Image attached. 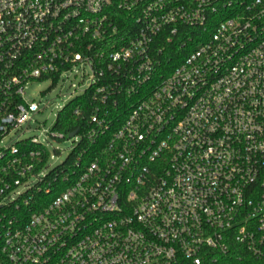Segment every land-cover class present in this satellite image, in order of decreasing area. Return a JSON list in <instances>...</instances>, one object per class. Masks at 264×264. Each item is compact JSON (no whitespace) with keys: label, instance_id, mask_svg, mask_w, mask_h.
I'll return each instance as SVG.
<instances>
[{"label":"built area","instance_id":"1","mask_svg":"<svg viewBox=\"0 0 264 264\" xmlns=\"http://www.w3.org/2000/svg\"><path fill=\"white\" fill-rule=\"evenodd\" d=\"M79 70L94 146L50 174L5 139ZM0 264H264V0H0Z\"/></svg>","mask_w":264,"mask_h":264},{"label":"rangeland","instance_id":"2","mask_svg":"<svg viewBox=\"0 0 264 264\" xmlns=\"http://www.w3.org/2000/svg\"><path fill=\"white\" fill-rule=\"evenodd\" d=\"M63 78L56 84H53L50 79H37L28 84L26 88L28 98L39 104L42 110L33 116L27 129L12 132L5 139V142H9L17 137H36L47 148L48 169L61 163L74 144V139L67 135L63 139L50 135L51 132L57 135L53 132L57 113L70 100L82 94L90 84V79L82 74V70L67 73Z\"/></svg>","mask_w":264,"mask_h":264},{"label":"trees","instance_id":"3","mask_svg":"<svg viewBox=\"0 0 264 264\" xmlns=\"http://www.w3.org/2000/svg\"><path fill=\"white\" fill-rule=\"evenodd\" d=\"M175 61L176 60L172 61V66L175 64ZM90 100V92L70 100L57 113L53 125V132H60L64 136H68L71 132L76 130L78 134H85L89 129L88 120L93 112V105ZM76 108L79 109V114H74ZM106 136L107 133L104 134L103 138L105 139ZM93 146V143L89 142L86 138H82L79 144L69 152L62 163L52 169L50 174H54L58 168H63L64 172L70 174V172L76 168L74 165L76 156L81 155V158H84L86 154L89 155V152H84V149Z\"/></svg>","mask_w":264,"mask_h":264},{"label":"water","instance_id":"4","mask_svg":"<svg viewBox=\"0 0 264 264\" xmlns=\"http://www.w3.org/2000/svg\"><path fill=\"white\" fill-rule=\"evenodd\" d=\"M74 134H75V131L71 132V133L69 134V137H72Z\"/></svg>","mask_w":264,"mask_h":264}]
</instances>
